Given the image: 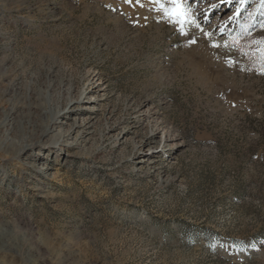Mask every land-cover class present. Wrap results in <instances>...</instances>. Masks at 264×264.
<instances>
[{
    "label": "rangeland",
    "instance_id": "1",
    "mask_svg": "<svg viewBox=\"0 0 264 264\" xmlns=\"http://www.w3.org/2000/svg\"><path fill=\"white\" fill-rule=\"evenodd\" d=\"M183 7L0 0V264H264V0Z\"/></svg>",
    "mask_w": 264,
    "mask_h": 264
},
{
    "label": "snow or ice",
    "instance_id": "2",
    "mask_svg": "<svg viewBox=\"0 0 264 264\" xmlns=\"http://www.w3.org/2000/svg\"><path fill=\"white\" fill-rule=\"evenodd\" d=\"M126 2L131 3V0H126ZM137 2H139V0H137ZM154 2L160 6V10H162L165 15L169 16L175 23L181 26V32L183 34V24L189 22L187 9L183 7V0H168L171 7L165 6V0H154Z\"/></svg>",
    "mask_w": 264,
    "mask_h": 264
},
{
    "label": "bare ground",
    "instance_id": "3",
    "mask_svg": "<svg viewBox=\"0 0 264 264\" xmlns=\"http://www.w3.org/2000/svg\"><path fill=\"white\" fill-rule=\"evenodd\" d=\"M227 12V10L226 11H223L221 14H219L218 16H221V15H223L224 13H226ZM96 81H98L99 82V84L97 85V86H92V89H94L95 87H98V86H100L101 85V83H100V81H101V78L99 77V78H96ZM98 93V92H97ZM79 100V99H78ZM77 100V101H78ZM91 104H92V102H81V106L84 108V109H90V107H91ZM60 112V111H59ZM57 116H58V114L57 115H54V117H53V121H52V124L54 125V124H57L58 123V118H57ZM51 121V120H50ZM47 130V129H46ZM45 134V133H44ZM142 160V159H141Z\"/></svg>",
    "mask_w": 264,
    "mask_h": 264
}]
</instances>
